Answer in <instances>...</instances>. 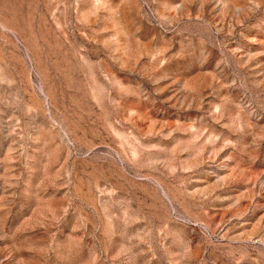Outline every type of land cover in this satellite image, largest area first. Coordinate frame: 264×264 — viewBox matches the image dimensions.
<instances>
[{
	"label": "rangeland",
	"instance_id": "374dc122",
	"mask_svg": "<svg viewBox=\"0 0 264 264\" xmlns=\"http://www.w3.org/2000/svg\"><path fill=\"white\" fill-rule=\"evenodd\" d=\"M0 264H264V0H0Z\"/></svg>",
	"mask_w": 264,
	"mask_h": 264
}]
</instances>
